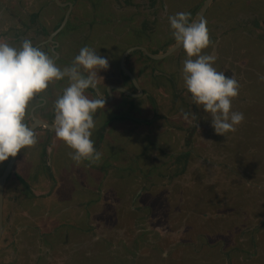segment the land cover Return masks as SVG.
<instances>
[{
  "label": "rangeland",
  "instance_id": "374dc122",
  "mask_svg": "<svg viewBox=\"0 0 264 264\" xmlns=\"http://www.w3.org/2000/svg\"><path fill=\"white\" fill-rule=\"evenodd\" d=\"M148 1L139 0L136 10L113 0H75L72 17L168 19L188 12L196 19L204 0H155V12ZM254 12L264 17V0H213L203 18L207 27L219 26L214 32L224 34L220 45L227 42L229 48L219 50V71L234 74L240 84L232 110L242 112L245 119L235 132L216 135L210 114L195 104L196 110L190 103L174 101L173 91L161 84L162 77L176 80L174 65L183 67L178 63L184 54L181 48L162 62L132 53L129 65L139 70L148 93L125 107H132V114L144 123L121 118L107 124L114 132L106 140L99 142L93 135L95 148L102 153L96 164L72 160L73 150L65 143L59 146L55 132H35L37 144L21 150L5 185L0 264H78L81 258L85 264H97L102 258L107 264H199L201 259L204 264H264V19H250ZM0 18L8 21L5 13ZM8 26L9 22L1 24L0 31ZM154 26L158 35L139 33L138 37L153 39L151 48L144 44L149 51L175 42L167 24ZM128 46L122 43L107 57L105 51L97 54L118 69ZM102 47L100 42L98 48ZM178 84L180 93L184 85ZM114 108L105 103L97 112L111 115ZM184 113H195L196 119L185 120ZM39 143L43 148L51 143L44 157ZM53 143L60 149L54 150ZM185 150L192 152L188 164L175 174L181 167L173 168L167 153ZM45 157L47 162L42 161ZM8 160L0 163V175ZM135 166L145 175L155 170L151 178L138 168L130 175ZM232 195L237 200L228 197ZM192 213L212 216L217 235L222 224L228 225L222 227L223 248L216 242L213 254H204L190 244L196 237L201 240ZM232 237L243 242L250 255L232 250L236 244Z\"/></svg>",
  "mask_w": 264,
  "mask_h": 264
},
{
  "label": "clouds",
  "instance_id": "9594fccd",
  "mask_svg": "<svg viewBox=\"0 0 264 264\" xmlns=\"http://www.w3.org/2000/svg\"><path fill=\"white\" fill-rule=\"evenodd\" d=\"M168 20L177 46L186 53L182 67L184 86L192 102L211 115L215 134L226 137L245 119L242 112L232 110L240 84L234 74L226 76L217 71L216 57L204 52L213 43L205 20L190 22L188 12H177ZM108 68V59L88 46L80 49L71 66L61 69L29 39L22 40L18 48L0 41V163L37 144L35 131L25 122L26 116L38 94L64 79L68 86L55 101V135L73 150L69 155L75 162H100L102 153L91 137L96 127L94 114L105 107V101L101 97L89 98L86 90L95 89L102 78L99 72ZM190 118L195 120L196 114L184 113L185 120Z\"/></svg>",
  "mask_w": 264,
  "mask_h": 264
},
{
  "label": "flooded vegetation",
  "instance_id": "af4514ba",
  "mask_svg": "<svg viewBox=\"0 0 264 264\" xmlns=\"http://www.w3.org/2000/svg\"><path fill=\"white\" fill-rule=\"evenodd\" d=\"M60 1L64 3L72 2L73 7L71 10L69 21L67 22L64 29L59 34H57L52 41H50L49 36L59 27L60 23L62 22L69 8L68 5L61 6L55 0H0V14L5 13V17H6L5 19H8V21L0 20V25L9 22V26L7 28H3V30L0 31V41L7 42L10 45L18 48L20 47L22 40L29 39L32 41L34 46L39 47L42 51L46 52L49 56H51L54 60H56L55 63L61 69H63L66 66H71L75 56L79 54V51L82 47L88 46L96 51H100V50L105 51L106 57L109 56V54H112L109 53L111 49L113 48L120 49L122 47V43L118 44L115 41L119 40L118 30L116 31V29L118 28L117 23L121 22L123 19H88L85 17L83 19H73L72 16H74L73 13L75 14L74 10H76V8H74L76 5L75 0H66V1L60 0ZM152 4L155 6V2H153V0H149L148 7H152ZM29 6L32 7L30 8ZM137 6H138V0H127L124 5V7H132L138 10ZM61 10H64V13L62 15H61ZM24 19H28V20H24ZM70 20H72V23L68 26ZM158 20L164 24H167V27H170V23L168 19H158ZM192 20H196V19H191L190 22ZM136 21L138 22V19H136ZM214 28L216 29L215 23H211L210 27H208V29H211L209 30L210 34L211 32L212 33L214 32ZM167 30H165L166 32L165 34H167ZM151 32H152L151 29L146 26H143L140 30L139 28L138 30L134 29L132 32L133 40L138 41L139 33L147 34L148 36H150ZM28 35H32V37L28 38ZM23 36L25 37L19 41L18 38H21ZM15 41L18 42L15 43ZM100 42L103 44L102 48H98V46H100ZM212 42L213 43L207 49H205L204 52L206 54L214 55L216 57L214 67L217 69V71H219V56H220V51L218 48L219 43L215 42L214 40H212ZM175 44L176 41L171 45H169V42H167L158 49L155 50L151 49L150 52L156 54H162ZM136 46H142V45L135 44L129 46L124 50V52L128 48L136 47ZM143 47L147 49L145 45H143ZM157 51L161 53H158ZM181 51L184 54L178 63L179 65L182 64L183 66V61L184 59H186V53L182 47H181ZM132 53H138V54L141 53L146 58L148 56L142 50L135 49L127 56L125 61L126 66L132 71L139 85L142 87L143 89L142 95L136 97L131 96L113 87L111 89L112 97L110 98V95L108 94V89L111 86H122L127 88L129 91L133 93H137V94L139 93L131 78L127 74H125L121 69L120 62L122 55L119 60L118 69L110 66L107 70H105V72L100 71L101 73H99V76L102 78H100L97 87L99 88L101 93L109 100L103 99L91 88L86 90V93H88V95L90 96L89 98L96 99L101 97L106 104L109 103L115 105V108L111 115H109L107 112L101 109L102 111L97 112L96 115L94 116L96 127L93 131V135L97 137V140L99 142L106 140L107 135L112 134V132H114L111 131L112 129H110V131L107 129V124L111 125L115 123V121L117 122L121 118H125L127 120H133L134 122L137 123H144L143 119L141 120L132 114L131 111L132 107H125V105H127L126 102H131L133 104L136 101L132 99L140 100L148 93L141 84L139 70L138 69L135 70V67L129 65V58ZM174 66L176 67V71H174V73L178 76H182V68H178L176 65ZM110 76L111 79L108 80ZM178 76L176 77V80L172 78L169 79L167 77L168 82H162L161 84L165 83L167 85L166 87H168L173 91L172 99H174V101L180 100L181 103L184 102L190 103L191 107H194V109L196 110L194 103L192 102L191 99V94L187 92L185 86L180 87L181 90L180 93L179 90L177 91L178 83L184 85L183 78ZM67 86H68V80L64 79L62 81L56 82L53 85H50V87L46 90L44 94H38V97L36 96L34 98V100L36 99V104L32 105L30 112L26 116L25 122L29 126L32 124L33 120L31 117V111L34 110L35 115L38 118L50 124H54L55 101L59 96L63 94V89ZM38 130L44 131V133H49V134L55 132L54 129H48L44 126L37 128L35 132H38ZM49 145H51V143H47L45 148H43V143L38 144V147L41 148L40 151L43 152V157L45 156L44 152L46 153L48 152L47 148L48 147L50 148ZM52 145H55L56 147L54 150H57V148L58 150L60 149V147H58V144L53 143ZM63 145L64 142L61 141L59 143V146L63 147ZM50 153L51 151L49 152V155ZM42 161L47 162L46 157L43 158Z\"/></svg>",
  "mask_w": 264,
  "mask_h": 264
},
{
  "label": "water",
  "instance_id": "95a60500",
  "mask_svg": "<svg viewBox=\"0 0 264 264\" xmlns=\"http://www.w3.org/2000/svg\"><path fill=\"white\" fill-rule=\"evenodd\" d=\"M59 5L61 6H69L62 22L60 23L59 27L50 34L49 36V40L52 41L53 38L59 34L63 29L64 27L66 26L67 22L69 21V17H70V14H71V10H72V7H73V3L72 2H67V3H64V2H61L60 0H55ZM213 0H204L203 1V4H202V7H201V10L198 14V16L196 17V20L195 21H199L201 19L204 18L208 8L210 7L211 3H212ZM179 48H181L180 46H177V44L173 45L170 49H168L166 52L162 53V54H156V53H152L150 51H148L145 47L143 46H136V47H131V48H128L122 55L121 57V69L123 70V72L125 74H127L131 80L133 81L136 89L139 91V93H133L131 91H129L127 88L125 87H122V86H111L109 87L108 89V94L110 95V98L112 97V88H116L128 95H131V96H140L143 94V89L142 87L139 85L135 75L132 73V71L126 66L125 64V61H126V58L127 56L135 49H139V50H142L148 57L154 59V60H162V59H165L166 57L172 55L174 52H176ZM56 61V60H54ZM93 89V88H91ZM99 96H101L103 99L105 100H109L108 98H106L102 93L101 91L99 90L98 87H96L95 89H93ZM38 97V95H37ZM31 117H32V124L29 126L30 128H32V130H36L37 128L41 127V126H44L48 129H54V124H50L40 118H38L36 115H35V112L34 110L31 111ZM17 158H18V155L16 157H10L2 174L0 175V241L2 239V236H3V233H4V197H5V185L7 183V180L9 178V176L11 175L14 167H15V164H16V161H17Z\"/></svg>",
  "mask_w": 264,
  "mask_h": 264
},
{
  "label": "crops",
  "instance_id": "0c3cea01",
  "mask_svg": "<svg viewBox=\"0 0 264 264\" xmlns=\"http://www.w3.org/2000/svg\"><path fill=\"white\" fill-rule=\"evenodd\" d=\"M113 1L114 2H118V3L122 2L123 3V6H124L125 5V2L127 0H123V1L122 0H113ZM153 1H155V0H153ZM138 4H139V0H138ZM155 5H156V2H155ZM130 8H132V7H130ZM137 8H138V6H137ZM152 11L155 12L154 5L153 4H152ZM253 16L254 17H251L250 19H252V18L253 19H264V17L261 14L257 13V12H254V15ZM146 23H148V24H146ZM158 23H160V21L158 19H138V22L136 21V19H134V20H132V19H123L121 22L117 23L118 25L116 24L117 27H118L116 29V31L118 30V33H119V38H118L119 40L118 41H120L123 44H125V43L126 44H129V46L135 45V43L137 42V40H133L132 32H133L134 29L138 30V28H139V30H140L143 26H146V27L150 28L151 31H152L151 32V37H155L156 35H158V32L156 31V26H154V25H156ZM232 27L235 28V26H232ZM218 28H219V26L216 25V29H218ZM141 36H143V35L141 34ZM24 37L25 36H23L21 38H18V40L20 41ZM210 38H211V40H215V42H218L219 43V47H218L219 50H221V48L222 49L229 50V48L226 46V43L227 42H225L222 46L220 45L221 39H224L225 38L224 37V34H222L221 32H217V31H215L213 33L211 32ZM140 39L141 38H139L138 41L141 43V45L146 44L149 47H151L150 46V43L153 41V39L152 40H146V41L145 40L142 41ZM225 40L226 41H229V38H226ZM16 42H18V41H15V43ZM173 54L170 55V56H168L166 59L172 57ZM166 59H163V60H166ZM163 60H160V61L154 60V62H162ZM159 79H161L162 82H166L167 81L163 77L162 78H159ZM33 104H36V99L32 102V105ZM222 227H221V230H223ZM217 231H218V229H217V227L215 225L214 229L212 230V232H213L212 235L211 234L205 235L206 237L201 236V240L196 237L194 240H191V243L190 244L193 245V246H195V247L197 246L196 248L201 249V251H203L204 254H206V253L213 254L212 253L213 252L212 250H214V248H216L215 243L217 242L219 244V246L223 248L224 247V240L226 238L225 230L222 231V233L219 234V235H221V237H219V235H217ZM211 236H214V237L211 238ZM202 246L205 247V250H202ZM200 261L202 262L201 264H204L203 263V261H204L203 259H201Z\"/></svg>",
  "mask_w": 264,
  "mask_h": 264
},
{
  "label": "trees",
  "instance_id": "16d2710c",
  "mask_svg": "<svg viewBox=\"0 0 264 264\" xmlns=\"http://www.w3.org/2000/svg\"><path fill=\"white\" fill-rule=\"evenodd\" d=\"M66 1V0H65ZM195 19V18H194ZM72 23V20H70V22H69V24H68V26L70 25ZM56 27V26H55ZM147 58H149V57H147ZM150 59V58H149ZM99 146V144L98 145H96V147H98ZM191 154H192V152H191V150H186V151H180V152H176V153H167V155H168V157H170V160L172 161V166H173V168H174V166H178V167H181L180 168V171L179 172H175V174L177 173H179V174H181L182 172H183V169L184 168H186L185 166H187V164H188V159H189V157L191 156ZM115 155V153H113V156ZM142 156L141 155H139L138 156V159H140ZM114 160H117V158H115ZM171 161H169V162H171ZM135 162H137V158L135 159ZM168 162H165L164 164H167ZM138 166V165H137ZM137 166H135L133 169L131 168V169H129V171H130V175H132V173L134 172V170L136 169V168H138ZM150 167H154V166H150ZM155 169H153L152 168V172L154 171ZM170 170H171V166L168 168V171L170 172ZM138 172L139 173H141L143 176H146V177H149V178H151L152 177V172H147V175H145V171H143L141 168H138ZM145 188V187H144ZM194 197V195L192 196V198ZM228 197H230L231 198V200H237V197H236V195H232V196H228ZM218 199H220V198H218ZM221 201H223V202H226V201H224V200H221ZM237 202H233V205L235 206V204H236ZM238 210L239 211H241L239 208H238ZM222 214H224L225 212H221ZM242 213L244 214V211H242ZM194 213H192L191 214V216L193 215ZM215 215V214H214ZM213 215V216H214ZM229 215V217H233V215H231V214H228ZM193 217V219L192 220H195L196 222H197V224L199 225V227H200V231H201V233H199L200 234V236H203V237H206L205 235H208V234H210V231H212L213 229H214V227H215V224H211V222H213V218H212V216H204V215H193L192 216ZM209 220H210V222H209ZM236 224V223H235ZM222 226H224V227H227L228 225L227 224H222ZM198 227V226H197ZM222 231L223 230H221V233H222ZM235 236V235H234ZM233 236V237H234ZM232 237V238H233ZM233 240V243H236L235 245H232V250H235V251H239V252H244V253H246L247 255H250L249 253H247V252H245V250L243 249V245H244V243L243 242H241V241H239L238 240V238L237 237H235V238H233L232 239ZM231 245H229L228 247H227V249H226V251L224 252L227 256H228V252H229V247H230ZM228 259H229V257H228ZM202 262L200 261V263L199 264H201ZM229 263L230 264H232L233 263V261H229ZM78 264H85L84 263V261H83V259L81 258L80 259V261H79V263ZM88 264H92V263H90V262H88ZM97 264H107V262L105 261V258L103 259H101V262H99V263H97Z\"/></svg>",
  "mask_w": 264,
  "mask_h": 264
}]
</instances>
